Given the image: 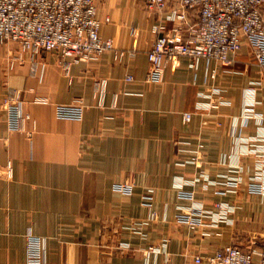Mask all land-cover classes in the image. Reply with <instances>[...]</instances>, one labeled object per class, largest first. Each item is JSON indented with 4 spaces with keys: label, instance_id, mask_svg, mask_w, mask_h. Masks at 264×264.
<instances>
[{
    "label": "crops",
    "instance_id": "1",
    "mask_svg": "<svg viewBox=\"0 0 264 264\" xmlns=\"http://www.w3.org/2000/svg\"><path fill=\"white\" fill-rule=\"evenodd\" d=\"M98 12L111 17L101 34L119 48L135 44V55L116 60L108 51L99 63L74 62L67 70L56 51L32 55L0 42V264H32L30 236L43 239L42 264H196V254L231 241L235 229L264 230V193L249 190L264 176L255 178L259 156L247 144L264 139V68L248 42L228 66L182 56L166 64L163 81L150 83L147 51L157 13L141 0H98ZM128 73L135 79L126 81ZM102 77L103 106L96 91ZM210 87L228 102L209 106ZM77 95L85 99L83 117L59 116L58 105ZM7 96L20 101L18 127L1 106ZM184 111L194 113L190 123ZM182 139L205 143L201 162L181 163L188 146L177 143ZM235 175L237 190L217 192ZM125 180L134 182L131 195L114 188ZM183 191L194 198L181 197ZM216 201L236 205L235 224L223 237L202 236L177 220L182 210ZM154 210L157 219L132 230V221ZM165 240L166 252L150 248Z\"/></svg>",
    "mask_w": 264,
    "mask_h": 264
},
{
    "label": "built area",
    "instance_id": "2",
    "mask_svg": "<svg viewBox=\"0 0 264 264\" xmlns=\"http://www.w3.org/2000/svg\"><path fill=\"white\" fill-rule=\"evenodd\" d=\"M149 11L157 13V21L151 28L153 43L147 51L149 69L146 82H161L164 79L167 63L176 64L180 57L187 56L192 63L204 58L218 64L228 66L233 62L232 55L240 51L247 41L252 48L257 64L264 68V0H141ZM111 21L110 16L100 17L98 0H0V42H15L20 52L38 55L42 51H56L61 63L67 70L74 62L99 63L104 53L114 51L116 60L126 55L133 56L137 46L125 49L116 47L111 37L101 34L104 22ZM136 31V28L133 27ZM16 57L9 59V68H14ZM217 68L211 70L210 76L215 78ZM132 73L125 75L126 81H132ZM108 85L107 77L97 81L98 104L104 105V95ZM211 107H219L228 101L219 87H210ZM18 97H5L2 107L10 113L11 126H20L24 116ZM86 108L85 99L77 95L70 103H62L57 107L58 115L64 118L80 119ZM245 114L251 117L252 111ZM192 111L183 112V122L190 123ZM111 115H107L110 117ZM262 121V116H257ZM264 134V132H262ZM264 141L263 136L247 140L251 151L259 159L256 161L255 178L264 176ZM180 145H188L186 157L181 163L197 164L202 161L205 143L198 140H179ZM228 157V156H227ZM225 160V159H224ZM10 166V164H9ZM242 168V167H240ZM225 188L219 193L235 191L241 184L240 176H228L223 181ZM210 184L217 185L219 182ZM182 185V183H180ZM249 190L264 193V182L249 183ZM208 187V185H207ZM114 188L124 195H131L134 190L133 180L117 182ZM181 197L193 199V192H181ZM151 196L147 195V204H151ZM236 205L216 201L213 207L202 203L182 210L177 220L186 224L192 231L202 236L223 237L226 228L235 224ZM159 217L154 210L144 220L132 221L133 231L142 232L143 225L149 220ZM168 240L162 246L150 248L165 251ZM252 247L232 241L214 248L212 252L196 254V264H264V237L261 241H253ZM121 247H128L121 242ZM28 261L32 264L45 262L43 239L29 237Z\"/></svg>",
    "mask_w": 264,
    "mask_h": 264
},
{
    "label": "rangeland",
    "instance_id": "3",
    "mask_svg": "<svg viewBox=\"0 0 264 264\" xmlns=\"http://www.w3.org/2000/svg\"><path fill=\"white\" fill-rule=\"evenodd\" d=\"M241 232L243 231L239 232V230L235 229L234 235H233L234 237L231 241L242 244L243 246L248 247V248L255 245L253 244V241L259 242L264 237V230L250 231L252 233L247 232L248 234L244 232L243 235L241 234Z\"/></svg>",
    "mask_w": 264,
    "mask_h": 264
}]
</instances>
